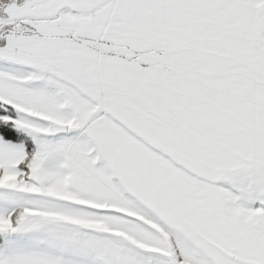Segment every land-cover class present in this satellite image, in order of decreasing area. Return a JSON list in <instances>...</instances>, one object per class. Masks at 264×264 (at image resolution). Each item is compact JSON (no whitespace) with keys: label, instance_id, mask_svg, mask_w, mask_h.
<instances>
[{"label":"snow or ice","instance_id":"6c2138e0","mask_svg":"<svg viewBox=\"0 0 264 264\" xmlns=\"http://www.w3.org/2000/svg\"><path fill=\"white\" fill-rule=\"evenodd\" d=\"M0 264H264V0H0Z\"/></svg>","mask_w":264,"mask_h":264}]
</instances>
